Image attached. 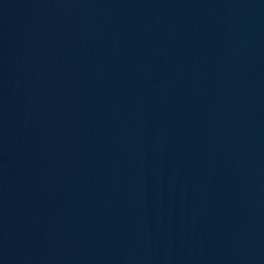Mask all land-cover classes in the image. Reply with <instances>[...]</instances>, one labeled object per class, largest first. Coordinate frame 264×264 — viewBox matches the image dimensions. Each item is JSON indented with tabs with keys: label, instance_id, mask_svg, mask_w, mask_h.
Wrapping results in <instances>:
<instances>
[{
	"label": "water",
	"instance_id": "1",
	"mask_svg": "<svg viewBox=\"0 0 264 264\" xmlns=\"http://www.w3.org/2000/svg\"><path fill=\"white\" fill-rule=\"evenodd\" d=\"M0 264H264V0H0Z\"/></svg>",
	"mask_w": 264,
	"mask_h": 264
}]
</instances>
